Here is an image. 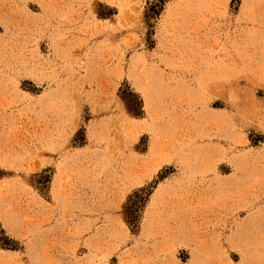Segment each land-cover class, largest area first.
I'll return each instance as SVG.
<instances>
[{
	"label": "rangeland",
	"instance_id": "obj_1",
	"mask_svg": "<svg viewBox=\"0 0 264 264\" xmlns=\"http://www.w3.org/2000/svg\"><path fill=\"white\" fill-rule=\"evenodd\" d=\"M0 264H264V0H0Z\"/></svg>",
	"mask_w": 264,
	"mask_h": 264
},
{
	"label": "trees",
	"instance_id": "obj_2",
	"mask_svg": "<svg viewBox=\"0 0 264 264\" xmlns=\"http://www.w3.org/2000/svg\"><path fill=\"white\" fill-rule=\"evenodd\" d=\"M120 97L122 101L125 104V109L126 111L131 114L134 117H141L143 114L142 110V102L140 97L134 93L133 91H120ZM136 193H134L135 195ZM125 214H126V219L128 223H131V220L128 218V214H133L132 212L129 213L127 212V208L125 207ZM134 216V215H133Z\"/></svg>",
	"mask_w": 264,
	"mask_h": 264
}]
</instances>
